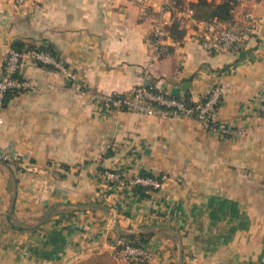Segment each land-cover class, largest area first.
<instances>
[{
    "label": "crops",
    "instance_id": "crops-1",
    "mask_svg": "<svg viewBox=\"0 0 264 264\" xmlns=\"http://www.w3.org/2000/svg\"><path fill=\"white\" fill-rule=\"evenodd\" d=\"M150 1L143 17L130 0H0V79L9 49L29 45L52 46L77 76L25 61L20 76L38 90L0 103V151L19 159L0 162V264H120L124 235L149 236V264H264V0H236L234 23H257L242 51L206 50L186 22L157 57L146 40L168 0ZM216 84L224 137L79 94L178 88L199 103ZM103 171L169 181L140 198Z\"/></svg>",
    "mask_w": 264,
    "mask_h": 264
},
{
    "label": "built area",
    "instance_id": "built-area-1",
    "mask_svg": "<svg viewBox=\"0 0 264 264\" xmlns=\"http://www.w3.org/2000/svg\"><path fill=\"white\" fill-rule=\"evenodd\" d=\"M25 0H19L20 3ZM139 4L143 17H148L153 3L150 0H130ZM176 7L172 0L163 2L157 9L154 18L151 38L146 40V47L152 56H168L170 48L164 43V37L167 34L166 27L170 24L172 13ZM177 16L186 22L193 23L196 29L197 40L206 50L220 54H230L242 51L252 34L257 28V23L252 15L245 14L240 23H234L231 26L216 22H200L192 19V12H178ZM25 61L41 63L54 67L59 73L69 80H76L75 73L69 72L62 61H55L52 57L38 52L28 51L20 52L11 48L4 64L3 77L0 79V103L8 90H15L18 94L35 93L38 85L35 82L24 79L20 76L21 68ZM79 94L89 102L112 111H127L145 114L147 116H176L183 118H192L198 122L204 131L215 132L220 137L228 134V128L224 124H218L214 121L216 105L221 97L220 85H214L208 92L203 103L201 101L195 106L187 107L183 98L166 95L162 92L152 93L147 88L138 87L131 93H99L89 89H80ZM261 113L264 114V104L261 107ZM0 162L10 165H16L18 158L10 157L0 151ZM102 177L111 185L118 188H133L136 185L160 189L164 182L169 181L168 177L161 176L159 180L141 178L135 176L126 178L117 171H103ZM120 264H149V252L145 247H132L124 245L119 251H115Z\"/></svg>",
    "mask_w": 264,
    "mask_h": 264
},
{
    "label": "trees",
    "instance_id": "trees-1",
    "mask_svg": "<svg viewBox=\"0 0 264 264\" xmlns=\"http://www.w3.org/2000/svg\"><path fill=\"white\" fill-rule=\"evenodd\" d=\"M174 2V5L176 7V11L172 13L171 15V21L170 24L166 27V32L169 33V36L176 41H179L184 37L185 35V29L183 25V20L177 16L179 14L178 12L182 11H190L192 12V19L195 21L200 22H216L220 24H224L226 26H231L234 24V16L233 11L236 6V0H223L221 3H215L213 0H197L196 3H186L182 0H172ZM13 49L16 51H22V52H38L46 54L50 57H52L55 61H61L55 52V50L52 48V46H35V45H29L26 47L23 46H12ZM37 65L49 69H54V67L50 65H43L41 63H36ZM152 93L157 92V90L153 88H147ZM18 95V92L15 90H8L4 98L2 100V105L7 104V102L13 98L14 96ZM177 98H181L177 96ZM184 103L187 107L195 106L197 103H192L186 96L183 97ZM205 100L202 99L201 103H203ZM220 105V100L218 102V105H216V110L218 109ZM139 177L141 178H149L153 180H159V176H155L150 172L147 171H141L139 173ZM140 198H148L149 192L154 191L151 188L143 187L140 185H136L132 188ZM149 236L146 235H124V243L119 245L116 248V251H119L124 247V245H130L132 247H143L144 244L147 242ZM116 255V254H115Z\"/></svg>",
    "mask_w": 264,
    "mask_h": 264
},
{
    "label": "water",
    "instance_id": "water-1",
    "mask_svg": "<svg viewBox=\"0 0 264 264\" xmlns=\"http://www.w3.org/2000/svg\"><path fill=\"white\" fill-rule=\"evenodd\" d=\"M178 95H179V89L178 88L172 89L171 96L177 97Z\"/></svg>",
    "mask_w": 264,
    "mask_h": 264
}]
</instances>
